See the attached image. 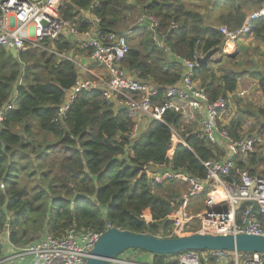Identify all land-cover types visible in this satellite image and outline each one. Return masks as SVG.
I'll return each instance as SVG.
<instances>
[{
  "label": "trees",
  "instance_id": "trees-1",
  "mask_svg": "<svg viewBox=\"0 0 264 264\" xmlns=\"http://www.w3.org/2000/svg\"><path fill=\"white\" fill-rule=\"evenodd\" d=\"M249 1L253 9L263 3ZM220 2L214 0V13L223 3L229 5L214 22H209L202 12L186 8L181 0H62L60 16L75 20L81 31L89 27L82 14L86 10L100 18V34L131 29L126 35L129 51L122 63L137 71L140 80L158 87L161 100L163 89L179 81L182 64L163 52L154 43L151 30L137 19L144 13L159 18L157 31L160 36L165 35L170 52L192 59L195 53L203 56L223 43L219 27L237 29L247 16L241 3ZM171 22L177 23V28H172ZM246 36L264 45V17L253 22ZM72 46L60 37L52 40L49 48L66 53ZM221 56L232 58L226 53ZM221 58L194 68L195 79L209 101L238 88L239 72L214 68L223 62ZM250 74L258 80L264 96V74ZM76 78L73 62L46 49L29 48L14 57L9 49L0 48V107L15 93L13 108L0 123V233L7 230L8 241L13 245L33 241L38 233L60 236L69 227L98 233L116 227L155 235L159 228L169 225L166 216L177 203L181 185L174 180L150 183L145 175H140V168L149 163H168L204 178L202 161L224 155L222 147L207 143L199 129L188 128L196 124L187 127L181 114L173 111L164 113L167 125L151 121L130 143V117L125 109L106 102L99 88L82 91L65 120L53 122L65 90L74 85ZM242 110L228 124L233 137L241 134L249 116L254 118L249 133L263 128L260 125L264 123V108ZM170 128L184 139V144H176L171 159L167 157ZM257 156L258 153L248 156L252 173L256 172ZM203 198L204 194L198 202ZM145 209H149L153 223L145 222ZM2 250L0 240V256ZM129 253H138L140 260L155 264H176L179 255H152L137 249L124 254Z\"/></svg>",
  "mask_w": 264,
  "mask_h": 264
},
{
  "label": "built area",
  "instance_id": "built-area-1",
  "mask_svg": "<svg viewBox=\"0 0 264 264\" xmlns=\"http://www.w3.org/2000/svg\"><path fill=\"white\" fill-rule=\"evenodd\" d=\"M62 0H0V48L8 50L14 47L19 51L29 48L46 49L57 57L73 62L77 78L73 86L64 92V100L58 106L53 122H62L82 91L93 88L101 90L102 98L114 108L125 107L132 126L127 137L132 141L147 129L151 121L167 125L164 113L178 112L186 123L197 122L203 139L212 145L222 147V158L202 161L205 176L190 175L183 169L172 168L168 163H152L140 168V175H145L150 183L166 184L174 180L186 185L179 192L177 203L166 216L170 221L163 229L159 228L156 237L183 236L192 233H252L264 235V170L253 169L248 161L250 154L258 153L254 166L264 163V123L261 130L249 133L254 120L242 125L238 137H233L229 130L230 120L225 117L234 105L233 97H243L247 90L236 91L227 96H220L209 101L204 88L195 79L194 68L197 58H181L170 52L165 35L158 34L159 18L144 13L137 19L152 32L154 43L166 54L176 58L182 64L180 79L175 84L163 89L161 100H158L159 89L149 82L139 79L138 72L127 69L122 61L129 51L126 38L131 31L123 30L100 34V18L82 11L88 29L79 30L75 20L60 16ZM264 17V5L248 14L237 29L219 27L223 35L222 53L230 54L234 49L233 42L246 36L253 22ZM177 23L171 22L172 28ZM65 38L73 44L66 53H58L51 42ZM87 62H84L83 59ZM101 70L103 76L96 75L90 66ZM198 82V84L196 83ZM15 93L0 107V123L6 113L14 106ZM235 109V108H234ZM145 128V129H144ZM167 157L171 159L176 144H184V139L174 128ZM239 163H242L238 165ZM243 165V167L241 166ZM3 187V185H1ZM204 194L201 203L199 197ZM250 202L257 204L259 215L251 211ZM195 204L198 211H190ZM146 223H153L151 214L143 211ZM8 236V231L0 233ZM148 233V232H144ZM101 233L69 227L60 236L43 233L35 240L22 245L10 246L13 249L11 258L20 259L30 256L31 264H84L96 240ZM9 243V242H8ZM123 256V255H122ZM120 256L118 264H155L140 260L135 253ZM176 264H264V253H247L229 250L187 251L176 257Z\"/></svg>",
  "mask_w": 264,
  "mask_h": 264
},
{
  "label": "water",
  "instance_id": "water-1",
  "mask_svg": "<svg viewBox=\"0 0 264 264\" xmlns=\"http://www.w3.org/2000/svg\"><path fill=\"white\" fill-rule=\"evenodd\" d=\"M119 35L123 30L116 31ZM236 49V42L232 43ZM222 50V44L197 58V66H207L208 61ZM14 57L17 52L9 48ZM236 54V52L234 53ZM232 58L235 55H230ZM125 109V107H121ZM251 211L259 215L256 203L250 202ZM137 249L152 255H174L187 251L229 250L247 253H264V235L252 233H192L174 237H156L150 233H136L110 227L101 232L84 264H113L129 250Z\"/></svg>",
  "mask_w": 264,
  "mask_h": 264
},
{
  "label": "rangeland",
  "instance_id": "rangeland-1",
  "mask_svg": "<svg viewBox=\"0 0 264 264\" xmlns=\"http://www.w3.org/2000/svg\"><path fill=\"white\" fill-rule=\"evenodd\" d=\"M186 8L198 10L203 13L205 18H208L209 22H214V18L220 14L225 7L228 8L229 3L221 4L218 7L217 13H214L212 11L213 9V3L214 0H181ZM233 3L238 4L241 3L242 10H247V15L251 12L255 11L256 9H253L252 4L249 0H232ZM234 4V5H235ZM262 5H264V0ZM220 10V11H219ZM211 15V17H210ZM225 26V25H223ZM228 28L227 26H225ZM230 29V28H228ZM236 52V54H234ZM235 55L233 58L227 59L226 56H221L220 53H217L213 56V60L221 58L223 62L219 66H215V69H232L239 72V86L237 91H241L246 89L247 94L243 97L234 96L233 97V103H234V116L239 111H243L241 106H244L245 108H248L249 110H257L258 108H264V97L262 96L258 86H257V79L255 80L251 76V72H257L260 71L261 74H264V45H260V41L257 39H254L252 36H246L240 39L236 42V49L233 50L230 55ZM93 72L98 76H103V74L97 70H93ZM19 80L22 81V75L19 76ZM198 84V82L196 81ZM10 98V97H9ZM9 100V99H8ZM15 102V99H14ZM13 102V103H14ZM250 107V108H249ZM254 118L249 116L246 120H253ZM184 124L188 126H193L196 124V127H188L191 129H199V125L197 122L192 123H186L184 121ZM257 170H264V163L258 164L256 166ZM181 186L179 187V191H183L186 189V185L183 183H179ZM199 206L195 207V204L190 208V211H198ZM41 236L40 233L36 234L35 237ZM36 237V238H37ZM127 255V254H125ZM123 255L122 257H125ZM138 258L139 254L137 253Z\"/></svg>",
  "mask_w": 264,
  "mask_h": 264
},
{
  "label": "crops",
  "instance_id": "crops-1",
  "mask_svg": "<svg viewBox=\"0 0 264 264\" xmlns=\"http://www.w3.org/2000/svg\"><path fill=\"white\" fill-rule=\"evenodd\" d=\"M262 6V5H261ZM260 6V7H261ZM259 7V8H260ZM257 10V9H256ZM84 14H85V11H84ZM220 53V52H218ZM222 53V52H221ZM217 54V53H216ZM213 60V57L212 59ZM84 62H87V64H89V62L84 58L83 59ZM215 67V66H214ZM91 69H94V70H97L99 72H102L101 70H98L95 66H90ZM255 79V78H254ZM256 80V79H255ZM238 86H239V82H238ZM238 90V89H237ZM236 90V91H237ZM263 96V95H262ZM264 97V96H263ZM241 98V97H240ZM234 104V103H233ZM234 105L229 109L227 115H226V119L227 120H231L232 117H234V112H235V109H234ZM242 109H245L244 106H241ZM250 108V107H249ZM255 111V110H254ZM252 117V116H251ZM148 126V124L145 126V128ZM144 128V129H145ZM145 212H149V209H145L144 210ZM8 236L4 233L2 234L1 236V243L3 244V250H2V254L0 256V264H31V257L30 256H25L23 258H20V259H16V258H11L10 254H12L13 252V249L12 247L10 246V242L8 243ZM130 254V253H129ZM137 255V253H135ZM128 255V254H127ZM113 264H118V263H113Z\"/></svg>",
  "mask_w": 264,
  "mask_h": 264
},
{
  "label": "clouds",
  "instance_id": "clouds-1",
  "mask_svg": "<svg viewBox=\"0 0 264 264\" xmlns=\"http://www.w3.org/2000/svg\"><path fill=\"white\" fill-rule=\"evenodd\" d=\"M235 50V49H234ZM222 51V50H221ZM228 55H230V54H228ZM212 59V58H211Z\"/></svg>",
  "mask_w": 264,
  "mask_h": 264
},
{
  "label": "bare ground",
  "instance_id": "bare-ground-1",
  "mask_svg": "<svg viewBox=\"0 0 264 264\" xmlns=\"http://www.w3.org/2000/svg\"><path fill=\"white\" fill-rule=\"evenodd\" d=\"M148 215V214H147Z\"/></svg>",
  "mask_w": 264,
  "mask_h": 264
}]
</instances>
